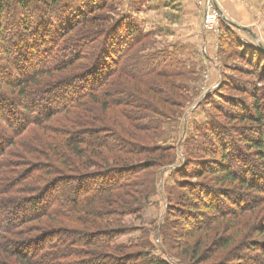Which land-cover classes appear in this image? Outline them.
Listing matches in <instances>:
<instances>
[{
	"label": "trees",
	"instance_id": "obj_1",
	"mask_svg": "<svg viewBox=\"0 0 264 264\" xmlns=\"http://www.w3.org/2000/svg\"><path fill=\"white\" fill-rule=\"evenodd\" d=\"M65 2L0 0V264H168L112 243L122 232L123 217L140 215L155 193L156 172L173 162L174 147L146 145L145 140H159V120L170 119L161 104L179 106L165 93L167 82L174 87L172 79L182 74L167 73L161 63L149 66L158 57L140 55L146 35L124 16L103 27V19L96 23L85 9L58 21ZM97 6L112 11L106 0ZM98 36L103 37L99 42ZM244 53L248 64L257 65L258 76L247 91L252 101L240 113L243 125H250L245 132L251 140L226 143L219 133H210L209 140L206 134L217 129H198L204 143L196 144L193 137L185 141L184 164L174 172L183 191L169 189L168 199L175 198L179 215L197 212V201L212 213L213 220L190 229L191 238H208L211 224L236 215L229 235L218 237L213 255L240 245L263 257V226L254 228L252 239L242 235L252 222H239L264 211L263 202L250 208L252 201L242 194L264 195V88L257 87L264 84V48H245ZM213 141L218 145L209 148ZM193 177L202 178V184L191 185ZM236 196L237 208L219 210L222 201ZM240 236L247 238L242 244ZM55 241L63 246L52 252ZM201 246L185 250L191 262L203 260ZM251 258L254 264L262 262L257 255Z\"/></svg>",
	"mask_w": 264,
	"mask_h": 264
},
{
	"label": "rangeland",
	"instance_id": "obj_2",
	"mask_svg": "<svg viewBox=\"0 0 264 264\" xmlns=\"http://www.w3.org/2000/svg\"><path fill=\"white\" fill-rule=\"evenodd\" d=\"M99 1L66 0L62 9L59 8L58 21L70 20V17L74 18L77 14L73 11L81 12L85 9L93 12L96 23H99L102 18L101 24L103 27L111 25L113 19L124 16L125 20L136 26L142 35H146V38L140 42L146 45L144 52H140V55L144 56V59L150 57L151 54H156L158 57V60L151 61L149 66L153 65L154 67L161 63V69L167 73L173 76L182 74L181 77L172 79L174 87H171L167 82L168 93H165L169 99L176 100L179 106L171 108L172 105L162 106L161 104V112L167 113L170 119L165 122L163 119L159 120V126L162 130L159 140L158 138L151 142L145 140L146 145L159 143L161 146L174 147L173 162L164 165L156 172L155 193L146 200L141 214H129L123 217L120 225L122 232L114 240L112 247L116 249L128 247L131 252L145 253L149 257L166 261L168 264H194L195 262H200V264H254L255 260L251 257L256 255L260 258L259 262L262 260L261 264H264V256L242 250L240 245L231 252L218 250V253L213 255L216 251L213 247L217 244L218 237L229 235L228 229L233 228L231 217L236 215H228L224 219H220V224L219 222L211 224L208 238L205 236L195 237V234L191 238V230L194 229V226H197L199 222L213 220L209 217L212 213L207 212L202 207V202L197 201L198 209L195 210L198 213L194 211L187 212L186 210L183 211L185 212L184 215L182 213L179 215L178 211L180 210L175 206V198L168 199L169 191H171L169 189L176 190L178 194L183 191L180 188L183 184L178 182L180 177L176 178L174 172L184 164L185 141L193 137L192 140L196 141V144L204 143L203 139L199 138L201 132L199 133L198 129L203 128L205 125H209L212 129L216 128V132L210 131L206 134L209 140H212L210 133L213 136L218 133L222 134L221 136L226 138V143L230 140L239 142L240 139L245 137L251 140V136L245 132L248 129L245 127L250 125H243L240 113L244 111L243 107L246 109V106L250 105V101H252L250 99L251 90L249 89L254 83H258V76L256 75L257 65L247 63L244 50L245 48L255 50L259 44L264 47V0H212L211 2L220 11L221 18L216 21L210 31H208L209 28L206 30L202 25L203 0H194L196 14L193 19H197V23L195 26L194 23L186 25V33L183 32L184 36L181 33H179V36L175 35L179 32L178 30L168 27L167 24L163 25V23L169 21L163 20L168 18L169 15L164 13V8L177 9L179 7L177 0H106L107 4L112 7L110 12L98 8ZM186 19H188L187 15ZM200 27L203 32L200 31ZM227 28L230 30L231 38L237 39L238 43L241 44L240 47H243L240 51L237 44L229 38ZM179 29L183 30V27ZM103 37L106 40L105 33ZM103 37L98 36V42ZM105 44H107V41ZM108 45L106 49L112 51V48ZM142 47L144 46L142 45ZM108 53L111 54V52ZM163 57L166 59L163 60ZM169 63H174V66L168 65ZM179 71L181 73H177ZM233 86H237L235 91ZM257 87L262 89L264 84H257ZM248 90L250 93L247 92ZM161 92H164L162 88ZM177 94L181 95V99H177L179 98ZM229 101H232L230 105ZM237 103H239V106L236 107ZM262 105L264 106V99ZM229 112H232L233 117L227 116ZM213 139L215 140V138ZM212 144H209L208 147L216 148L218 145L216 141H213ZM203 155L201 153V156ZM99 162L98 160L96 167L102 171L104 166ZM93 172L99 171L94 168ZM201 181H203L202 178L193 177L190 182L195 187L198 183L199 185L202 184ZM207 182L203 185H205V188L210 189L212 184L208 185ZM65 192L67 195L70 194L69 189ZM242 194L245 196L246 201H252L250 208L262 202L264 203V195L262 199L252 192H243ZM236 198L237 196L231 198L232 202L227 199L226 201L221 200L219 210L223 212L233 211L237 208V205L234 204L237 203ZM170 200L173 201H171V204L169 203ZM217 201H219V198ZM247 216L249 217L246 218ZM240 218L239 222L245 220H248V223L252 222V225L248 227L249 230L245 234L242 232V235H248L253 239L256 232L254 228L259 227V225L264 228V211L254 215L253 220L249 214ZM165 220H167L166 224ZM165 225L166 229L163 228ZM236 229L238 228L236 227ZM215 230L218 233H214ZM241 237L243 236L237 238V241H241ZM259 237L264 239L262 234ZM246 239L244 237L241 244ZM201 243L202 246L198 247L200 248L198 256H201L203 260L197 258L194 262H191L189 260L190 256L186 255L185 250L190 248L195 250ZM51 246L49 250L53 252L59 250V246L62 247L63 245L59 241H55L52 242ZM209 254L211 259H204ZM136 263L140 262L137 261Z\"/></svg>",
	"mask_w": 264,
	"mask_h": 264
},
{
	"label": "crops",
	"instance_id": "obj_3",
	"mask_svg": "<svg viewBox=\"0 0 264 264\" xmlns=\"http://www.w3.org/2000/svg\"><path fill=\"white\" fill-rule=\"evenodd\" d=\"M177 4H179V7L177 9L174 8V10L167 7L164 8L165 10L164 13L169 15L168 18H165L163 20L164 21L169 20V21H167V23H163V25L167 24L168 27L173 28L174 30H178L179 32L175 33V35L179 36V33H181L182 36H184V33H186L185 26L193 23H194L193 25L195 26L197 23L196 22L197 19H193L196 14V10H195L196 8L194 5V0H177ZM186 15L188 19H186ZM181 27H183V30L179 29ZM200 31H201V27H200Z\"/></svg>",
	"mask_w": 264,
	"mask_h": 264
},
{
	"label": "built area",
	"instance_id": "obj_4",
	"mask_svg": "<svg viewBox=\"0 0 264 264\" xmlns=\"http://www.w3.org/2000/svg\"><path fill=\"white\" fill-rule=\"evenodd\" d=\"M212 0H203L202 7L204 8L203 28L208 31L215 25L216 21L221 18L220 11L214 6ZM216 27V26H215Z\"/></svg>",
	"mask_w": 264,
	"mask_h": 264
},
{
	"label": "water",
	"instance_id": "obj_5",
	"mask_svg": "<svg viewBox=\"0 0 264 264\" xmlns=\"http://www.w3.org/2000/svg\"><path fill=\"white\" fill-rule=\"evenodd\" d=\"M233 25H234V24H233ZM234 26H236V27H237V25H234ZM259 46H260V47H262V48H264V47H263L261 44H259Z\"/></svg>",
	"mask_w": 264,
	"mask_h": 264
}]
</instances>
